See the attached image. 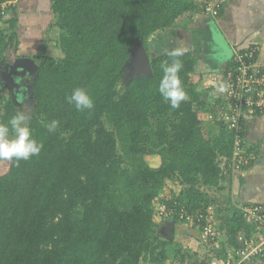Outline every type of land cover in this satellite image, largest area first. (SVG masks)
I'll return each mask as SVG.
<instances>
[{
  "label": "trees",
  "instance_id": "1",
  "mask_svg": "<svg viewBox=\"0 0 264 264\" xmlns=\"http://www.w3.org/2000/svg\"><path fill=\"white\" fill-rule=\"evenodd\" d=\"M206 1L50 0L57 38L34 56L39 68L29 86L16 82L20 92L30 90L28 126L43 147L27 161L0 160V264H166L169 241L156 233L154 207L170 213L161 222L175 224H186L180 214L213 207L207 190L219 187L229 166L233 133L226 125L205 127L203 119L217 115L220 100L213 88L192 82L190 51L179 58L188 99L177 109L162 99L160 64L171 63L169 50L149 43L171 30L187 31ZM9 22L13 27L15 20ZM13 38L0 32V64ZM136 43L146 50L150 75L125 73ZM233 66L232 59L224 75ZM76 88L87 91L93 109L80 112L67 103ZM19 110L14 98L3 102L0 123ZM54 119L59 127L50 132L44 124ZM165 189L169 200H163ZM223 224L227 240L213 250L220 259L236 247L241 229L246 236L253 231L238 208ZM186 255L179 252L177 260L184 263ZM254 259L264 262V252Z\"/></svg>",
  "mask_w": 264,
  "mask_h": 264
},
{
  "label": "crops",
  "instance_id": "2",
  "mask_svg": "<svg viewBox=\"0 0 264 264\" xmlns=\"http://www.w3.org/2000/svg\"><path fill=\"white\" fill-rule=\"evenodd\" d=\"M220 11L219 17L212 18L205 15L198 6L187 31L171 30L165 35L156 36L158 51L179 47L187 49L196 57L194 76L199 75L198 79H202L204 83L203 88L208 85L204 90L213 88L222 79L236 52L243 53L251 47H257L256 64L264 66V0H227ZM5 19L4 25L7 24L8 28H11L9 21L15 20L10 33L14 35L16 43L12 54L16 58L34 59L43 46L48 44L47 38H51L53 42L57 34L52 27L50 0H17L16 7L8 11ZM4 65L7 66L5 62H1L0 69L5 70ZM6 79L9 80V77ZM242 124L243 142L251 156V162L249 166L237 171L231 170L229 166L224 167L219 187L212 189L226 193L227 206H234L236 209L264 206V112L257 115L254 110L246 109ZM211 200L217 209L215 201ZM175 225L176 230L186 229L183 233L185 240H180L188 244L183 253L191 258L190 262L204 260L208 251L212 250L201 242L198 228L180 222ZM216 237L218 238L217 234ZM216 248L221 250L218 242ZM247 264L264 262L254 259Z\"/></svg>",
  "mask_w": 264,
  "mask_h": 264
},
{
  "label": "built area",
  "instance_id": "3",
  "mask_svg": "<svg viewBox=\"0 0 264 264\" xmlns=\"http://www.w3.org/2000/svg\"><path fill=\"white\" fill-rule=\"evenodd\" d=\"M227 0H207L202 11L205 15L215 18ZM17 0H5L0 3V26L4 25L8 8L16 7ZM257 47H251L243 53L233 54L234 66L229 68L222 79L213 86V97L218 102V112L215 116L233 133L234 146L229 167L237 171L248 166L251 156L244 149L241 120L244 115L243 105L246 109L264 111V66L260 67L253 61ZM256 97V99L254 98ZM224 166H222L223 168ZM245 222L253 231L246 236L241 229L236 237V247L229 249L225 259L216 258L213 250L217 249V230L211 228L213 207L209 206L205 214L197 212L195 215L180 214L179 219L190 226L198 228L201 242L209 248L206 258L188 264H247L253 258L264 252V206H244L240 208ZM170 213L164 207L159 208L158 215L166 217ZM205 225H201L202 222ZM201 222V223H200Z\"/></svg>",
  "mask_w": 264,
  "mask_h": 264
},
{
  "label": "clouds",
  "instance_id": "4",
  "mask_svg": "<svg viewBox=\"0 0 264 264\" xmlns=\"http://www.w3.org/2000/svg\"><path fill=\"white\" fill-rule=\"evenodd\" d=\"M186 51L187 49L179 47L166 51L165 55L171 59V63L168 60H163L160 64L163 74L159 80L157 90L162 99L168 102L172 109L179 108L181 102L188 99L179 77V73L183 68V63L179 58L184 56ZM9 80L10 82L12 81L10 77ZM12 82V86L17 90L16 82ZM66 101L80 112L91 110L94 107L93 99L83 88L74 89L66 97ZM28 120L27 113L19 110L15 115L10 117L7 123H0V160L19 163L21 160L27 161L31 157L39 155L43 145L32 137ZM44 127L48 131L53 132L59 127V121L55 119L51 120L49 123L44 124Z\"/></svg>",
  "mask_w": 264,
  "mask_h": 264
},
{
  "label": "rangeland",
  "instance_id": "5",
  "mask_svg": "<svg viewBox=\"0 0 264 264\" xmlns=\"http://www.w3.org/2000/svg\"><path fill=\"white\" fill-rule=\"evenodd\" d=\"M194 2L196 4H201L202 0H194ZM12 28V27H11ZM7 27V24H5L4 26H0V29L2 31L5 30L4 33V37L5 38H9L10 37V29ZM0 30V31H1ZM168 33V32H167ZM165 33V34H167ZM164 34V35H165ZM157 36H162V35H157ZM57 38V34L54 36V41ZM48 39V44H50L52 41L51 38H47ZM8 40V39H7ZM51 41V42H50ZM10 42V41H9ZM157 39L156 37H151L149 39V43H151V47L152 49H156L158 51V47L156 45L157 43ZM175 42V41H174ZM14 38L12 39V41L9 43L8 47L6 48V51L4 52V59L1 60V62H5L7 65H11L13 64V62L17 59L15 56H13L12 54H14ZM16 46V45H15ZM160 49V48H159ZM49 55H53V56H57V54H55L56 52H54V49L48 50ZM161 51H164V49H162ZM8 61V62H7ZM125 73L126 75H130L133 76V68L130 65V61L127 62V64L125 65ZM199 75H195L192 77V82H197L198 85H200L201 89L203 90L204 88H207L208 85L204 86L203 88V84L202 83V79L199 81L198 79ZM17 78H21L19 77V75L17 76ZM204 80V79H203ZM21 88V87H20ZM20 88L19 90H15L13 88L12 85L8 84L7 82H2L0 83V107L3 104V102H5L6 100H8L9 98H14V100L16 101V103L20 106L23 107V111L25 113H27L28 117H29V111H28V106L29 108L33 105V103L30 101V95H29V88H22V92H20ZM205 91H207V89H205ZM21 94V95H20ZM204 120V125L206 128H208V130H212V131H217L220 129L222 122L220 120H218L215 116H206ZM221 166H224L223 163L221 164ZM172 190L176 193H178V191L180 190V187H172ZM208 195L211 197V199H213L217 205V209L214 208L213 206V211H212V218L213 220H211V223L209 224L211 228H216L218 230V238H217V242L220 246H222L223 243L226 242L227 238H226V233L224 230H221V224L222 226L223 224V220L227 219V216L230 215L231 211L235 209L234 206H227V202H226V193H222V192H216L212 189L207 191ZM172 198V194H170V192L165 189L164 190V195H163V200H169ZM157 211H159V208L154 207V219L153 222L158 225V227H156V233L159 234V239L162 240L163 242L169 241V244L166 246V255L168 258V262L166 264H188L190 263L191 258L188 256H185L184 259V263H180L179 260H177V257L179 255V252H181V254L184 252L183 250L186 249L188 247V244H185L184 242H182L181 240H185L184 238V231L186 229H181L178 228L177 234H170V232L168 231L169 229V224L171 223L170 220H165L164 222L162 221V218L158 215ZM175 224V223H174ZM187 225V224H186ZM176 226V225H175ZM189 226V225H187ZM188 231H190V229H187ZM197 235V234H196ZM181 239V240H180ZM177 249H179L180 251H177Z\"/></svg>",
  "mask_w": 264,
  "mask_h": 264
},
{
  "label": "water",
  "instance_id": "6",
  "mask_svg": "<svg viewBox=\"0 0 264 264\" xmlns=\"http://www.w3.org/2000/svg\"><path fill=\"white\" fill-rule=\"evenodd\" d=\"M130 65L133 68V75L139 77L141 75L146 76L151 74L150 62L149 57L146 53V50L139 44L136 43L133 52L130 56ZM7 74L10 79L13 81L12 76L14 75H22L25 76L27 82L30 81V78L35 75L39 68V61L33 58L28 57H21L17 58L13 64L11 65H4ZM1 78V76H0ZM29 86V85H28ZM27 86V87H28ZM168 231L170 232L171 236L175 230V224L171 222L169 224Z\"/></svg>",
  "mask_w": 264,
  "mask_h": 264
},
{
  "label": "flooded vegetation",
  "instance_id": "7",
  "mask_svg": "<svg viewBox=\"0 0 264 264\" xmlns=\"http://www.w3.org/2000/svg\"><path fill=\"white\" fill-rule=\"evenodd\" d=\"M6 72V69L4 70V69H0V75H1V78H2V82H7L8 84H10V85H12L11 84V82H10V80H7L6 79V77H7V72ZM19 75V74H18ZM17 75V76H18ZM19 77H21V78H17L16 77V75L15 76H12V78L14 79V81L15 82H18V80H19V82H21L20 84V86H28V84H29V82H27V80H26V78H25V76H22V75H19ZM1 82V83H2ZM13 83V82H12ZM19 85H17V87H20ZM15 87H16V85H15ZM14 88V87H13ZM15 89V88H14Z\"/></svg>",
  "mask_w": 264,
  "mask_h": 264
}]
</instances>
